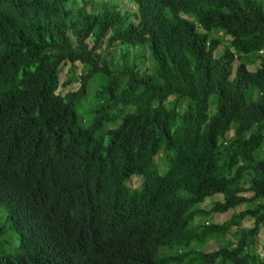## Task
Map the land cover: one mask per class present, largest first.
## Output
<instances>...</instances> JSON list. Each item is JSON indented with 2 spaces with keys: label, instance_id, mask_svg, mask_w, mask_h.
Returning <instances> with one entry per match:
<instances>
[{
  "label": "trees",
  "instance_id": "trees-1",
  "mask_svg": "<svg viewBox=\"0 0 264 264\" xmlns=\"http://www.w3.org/2000/svg\"><path fill=\"white\" fill-rule=\"evenodd\" d=\"M127 1L0 0V264H264V0Z\"/></svg>",
  "mask_w": 264,
  "mask_h": 264
},
{
  "label": "rangeland",
  "instance_id": "rangeland-1",
  "mask_svg": "<svg viewBox=\"0 0 264 264\" xmlns=\"http://www.w3.org/2000/svg\"><path fill=\"white\" fill-rule=\"evenodd\" d=\"M110 1L114 4H117L118 6L120 5L119 6L120 9H123L122 6H124V5L126 6L125 8H127V6H128L127 0H110ZM222 52H223V44L218 47L216 54L221 55ZM237 64H238V61H235L233 64V75H232V77L235 75V69H236ZM256 65H257V62L254 64V66H256ZM254 66L252 65V66L248 67V69L250 71H253L255 69ZM67 71H68V67H66L64 69L63 74L61 75L62 81H64L66 79V72ZM80 72H81V67L79 64H76L75 65V73H76L77 77H79ZM77 83H79V82H77ZM77 83H74L72 86H70L68 88L61 89L60 90L61 94H65L67 91L77 90L78 86H79ZM99 85H100V81L98 79H94L90 83L88 96L82 102H80V106H79L80 112H83V111L88 112L93 108V106L95 104L94 93H95L96 89L99 87ZM254 100L259 101V97L257 98L255 95ZM214 101H215V99L213 97L209 102V113H212L214 110ZM263 149H264V146H263ZM259 157L263 158L264 153L263 152L260 153ZM129 186H131L132 188H135L137 186V181L135 179H133L129 183ZM221 199H222L221 196L215 197V200H221ZM211 200H213V198ZM215 200H213V201H215ZM210 207H211L210 200H207L203 205L200 206V209L207 211L208 209H210ZM246 207L247 206L237 207L235 210H231V211H228V212L223 213V214H212L209 217V220L212 223L225 222L227 219L230 218L232 213H234V212L237 213ZM196 220L199 223H201V222L205 223V221H208L207 219H205L203 221V219L201 217H197ZM252 226H253L252 220L249 218H246L242 221L241 226L239 228L250 229ZM239 228L238 227H232L230 230V233H234V232L238 231ZM0 230H1L0 236H3L0 239L1 248H4L7 251H11L14 248V246H16V238H15L14 233L8 229L6 217L1 212H0ZM236 239H237V236L233 237L229 233L226 236H220L217 239H212V240L207 239L206 241H204L203 245L201 247H199V250L203 251V252H209V251H213V250L217 249L220 246H225V245H229V246L231 245L232 246L235 244ZM191 246L192 247L195 246L194 242L192 243ZM263 247H264V227H262L259 230V234L255 238V244L252 246V249L256 253H258L259 255H262L264 252ZM165 250H167V249H160V252L162 253Z\"/></svg>",
  "mask_w": 264,
  "mask_h": 264
},
{
  "label": "clouds",
  "instance_id": "clouds-1",
  "mask_svg": "<svg viewBox=\"0 0 264 264\" xmlns=\"http://www.w3.org/2000/svg\"><path fill=\"white\" fill-rule=\"evenodd\" d=\"M127 4H128V3H127ZM132 180H133V179H132ZM135 180L137 181V186H138V184H139V180H138V179H135ZM129 183H130V182H129ZM129 183H128V184H129ZM137 186H136V187H137ZM130 187H131V186H130ZM136 187H135V188H136ZM131 188H132V187H131ZM0 212L3 213V214L5 215V213H4L3 211L0 210ZM5 217H6V215H5ZM207 222H208V221L205 222L206 225L208 224ZM2 237H3V236H0V239H1ZM163 253L169 255V254L172 253V251H170V250H165V251H163Z\"/></svg>",
  "mask_w": 264,
  "mask_h": 264
}]
</instances>
